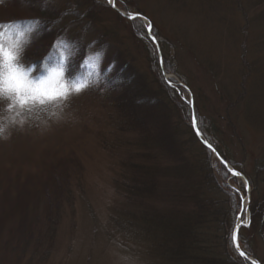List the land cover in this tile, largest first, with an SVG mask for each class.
<instances>
[{
    "label": "rangeland",
    "instance_id": "1",
    "mask_svg": "<svg viewBox=\"0 0 264 264\" xmlns=\"http://www.w3.org/2000/svg\"><path fill=\"white\" fill-rule=\"evenodd\" d=\"M132 1L129 12L115 6L141 13L153 26L155 43L146 35L160 71L165 63L172 68L164 81L178 94V86L184 90L190 125L162 92L161 72L131 33L133 19L106 1V8L95 7L96 23L119 49V60L160 100L155 110L138 111L141 119L125 113L111 91L85 86L77 94L63 68L24 76L17 63L30 46L0 32L22 82L67 97L33 98L27 91L21 104L19 94L0 90V264H162L154 247L160 232L150 222L193 205L187 182L196 177L191 168L201 142L192 110L195 119L214 123L233 160L255 180L254 160L264 154V0ZM137 20L146 31L147 21ZM255 182L256 193L250 186L240 192L247 207L264 197V172ZM239 212L235 223L248 225L249 209L243 221ZM263 252L257 243L258 258Z\"/></svg>",
    "mask_w": 264,
    "mask_h": 264
},
{
    "label": "trees",
    "instance_id": "2",
    "mask_svg": "<svg viewBox=\"0 0 264 264\" xmlns=\"http://www.w3.org/2000/svg\"><path fill=\"white\" fill-rule=\"evenodd\" d=\"M92 1L85 6L83 0H0V32L11 39L21 36L26 46H30L17 63L24 76L38 78L50 68H63L69 86L84 85L94 88L91 90L111 91V99L121 105L125 113L141 119L138 111L155 110L160 100L150 94L144 78L128 62L119 60V49L109 33L96 23L98 10L95 7L106 8L107 4L104 0ZM115 3L126 12L135 7L132 0H115ZM129 23L133 38L144 47L151 66L161 72L144 26L137 19ZM85 41L89 45H85ZM163 71L170 73L172 68L165 63ZM160 78L157 82L168 103L178 110L183 123L190 125L189 105L181 98L184 90L178 86V94L161 73ZM196 119L203 138L226 163L246 176L251 190L256 193L255 181L264 172V154L254 160L253 180L233 160L232 152L217 136L219 131L214 123L207 126L202 117L196 116ZM230 133L234 138V131ZM197 141L200 143L198 138ZM191 171L196 177L187 182V197L193 205L185 211L172 212L170 217L143 219L151 221L150 225L160 232L154 241L156 255L162 264H251L239 256L231 240L240 210V192L244 191L241 182L231 177L202 143L200 159ZM143 174L138 177L146 185ZM248 209L250 223L239 228V245L247 255L264 264V252L262 258L257 255V243L263 245L264 251V197L251 198Z\"/></svg>",
    "mask_w": 264,
    "mask_h": 264
},
{
    "label": "snow or ice",
    "instance_id": "3",
    "mask_svg": "<svg viewBox=\"0 0 264 264\" xmlns=\"http://www.w3.org/2000/svg\"><path fill=\"white\" fill-rule=\"evenodd\" d=\"M108 4L115 7L114 0H108ZM141 17H142V14L139 12H136V13L130 15L128 18L135 20V19H138ZM152 27L153 26L151 24H148L147 30H149V32H150ZM152 39L155 41L156 37L154 35H152ZM14 60H15L14 53L7 51L2 46H0V90H4V86H6V88L9 92H12L14 94H19L21 104H23L26 100V97H24L23 94H24V92H27V91H31L33 93V98H35V96H37V95L47 96L49 98H54L57 96H61L65 99L67 98L64 93L58 92L54 89L48 90L46 88H41V87L31 88L28 84L22 82L21 77L19 76V74L16 72V70L13 67V61ZM55 75L58 76L59 73H56ZM84 87H85L84 85L77 86L76 93L79 94L80 92H82L84 90ZM41 102H43V101L41 100ZM205 144L209 149L215 151V149L213 148V146L210 143L205 141ZM222 163H224L225 167H227V163L225 161L222 160ZM227 171L231 172L233 177H240L242 175V173L240 171H235L230 167L227 168ZM243 188L245 189V193H247V190L249 188V182L247 180H244ZM245 203H246V200H245L244 196H241L240 202L238 204V208L240 209L239 218L242 221H243L244 217L248 214L247 209L244 207ZM249 223H250V220H249ZM240 226L241 225L237 224L236 228L238 229ZM245 226H247V225H245ZM231 240H232V244L237 248V250L239 252V256L244 258L245 260H248L249 259L248 255L244 251L239 250L237 231L234 230L232 232ZM251 264H257L256 260H252Z\"/></svg>",
    "mask_w": 264,
    "mask_h": 264
},
{
    "label": "water",
    "instance_id": "4",
    "mask_svg": "<svg viewBox=\"0 0 264 264\" xmlns=\"http://www.w3.org/2000/svg\"><path fill=\"white\" fill-rule=\"evenodd\" d=\"M106 2H107V4H108V0H105ZM115 3V2H114ZM109 5V4H108ZM111 8H113L114 10H116L120 15H122V16H124V17H126L127 19H129L128 17L130 16V15H132V14H125L123 11H121L120 9H118L116 6L115 7H113V6H111V5H109ZM141 21H143V20H146L147 21V25L148 24H150V22H149V20L147 19V18H144L143 16L141 17V18H139ZM147 25H146V33H147V35L149 36V38L155 43V41L152 39V36L150 35V33H149V30H147ZM157 55H158V59H159V63L161 64V55H160V50H159V48H157ZM161 73H162V75L164 76V78L166 79V78H168V76L164 73V71L162 70V66H161ZM191 126H192V129H193V131H194V133H195V135L200 139V141H201V143L204 145V146H206V144H205V140H203L202 139V136H201V133H200V131H199V129H198V127H197V125H196V119H195V116H194V112H193V110L191 111ZM207 147V146H206ZM208 148V147H207ZM211 150V149H210ZM211 152H212V154H213V156L225 167V164L224 163H222V158L220 157V155L218 154V152L215 150V151H213V150H211ZM224 161V160H223ZM228 167H230L228 164H227V167H225L226 169L228 168ZM231 168V167H230ZM234 170V169H233ZM236 171V170H235ZM229 174L232 176V174H231V172H229ZM233 177V176H232ZM236 178H240L241 179V181H242V183L244 182V180H246V178L243 176V175H241L240 177H236ZM245 208L246 209H248V207H247V204L245 205ZM237 224H239V225H242L241 223H236L235 224V226H234V228H233V231L235 230V231H237V233H238V230H239V228L237 229L236 228V225ZM234 246V245H233ZM234 248L237 250V248L234 246ZM239 250L240 251H242L241 249H240V247H239ZM237 252H238V250H237ZM238 254H239V252H238ZM249 257V259L247 260V261H249L250 263H251V261L252 260H255L254 258H252V257H250V256H248ZM257 262V264H260L258 261H256Z\"/></svg>",
    "mask_w": 264,
    "mask_h": 264
}]
</instances>
